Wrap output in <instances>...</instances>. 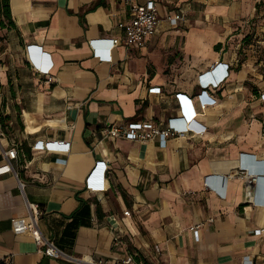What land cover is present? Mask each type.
Here are the masks:
<instances>
[{"label":"crops","instance_id":"0c3cea01","mask_svg":"<svg viewBox=\"0 0 264 264\" xmlns=\"http://www.w3.org/2000/svg\"><path fill=\"white\" fill-rule=\"evenodd\" d=\"M183 2L165 4L145 47L107 49L91 40L118 35L123 0H10L16 28H0V166L3 150L16 146L18 156L17 175L0 174V264H69L38 251L27 201L39 207L42 233L76 256L264 264V82L235 34L203 19L189 27ZM236 4L218 0L209 13L229 19ZM165 14L182 18L171 24ZM164 48L181 61L161 60ZM217 61L229 64L227 78L202 89L199 75ZM185 113L192 130L165 146L102 131L109 120ZM54 140L69 150L33 147ZM242 154L256 180L238 173Z\"/></svg>","mask_w":264,"mask_h":264},{"label":"built area","instance_id":"2783aa9c","mask_svg":"<svg viewBox=\"0 0 264 264\" xmlns=\"http://www.w3.org/2000/svg\"><path fill=\"white\" fill-rule=\"evenodd\" d=\"M125 5L129 7V16L117 23L118 35L113 38H99L91 40V45L95 48L112 49L114 46L123 42L126 48H143L146 46L148 39L157 33L159 24L163 18V9L167 2L171 0H123ZM171 24H176L181 15L175 16L164 15ZM229 64L224 62H214L208 71L199 75V84L202 89L218 86L228 76ZM221 74L216 79L214 73ZM152 92L160 94V87H153ZM264 99V93L260 95ZM185 116H172L166 121H155L152 118L138 119L130 121H107L104 124L103 132L107 137L112 139L124 137L133 141H152L157 140L161 146H165L171 136L184 137L192 130L193 118L190 114L185 113ZM69 142L65 140H54L47 142H37L33 147L46 148L59 152L69 150ZM66 148V149H65ZM6 158V163L0 166V174L13 171L17 172L11 165V160L17 158L18 148L12 146L7 150H3ZM247 159L246 154L240 157V166L238 173L242 174L248 180H256L258 176H253L246 172L244 161ZM100 170L107 168V162L98 161ZM247 166V165H246ZM207 181L209 179L207 178ZM24 182L19 181V187L23 189ZM257 202V201H255ZM29 209L28 229L38 246V251L51 258L59 259L69 264H134L133 254H127L124 258H104L93 256H76L64 249L60 248L52 239L45 236L39 227L40 210L37 204L27 201ZM124 215H129V210H124ZM199 225H196L194 234L196 239H199ZM258 233L261 229L256 230ZM115 235V239H117Z\"/></svg>","mask_w":264,"mask_h":264},{"label":"rangeland","instance_id":"374dc122","mask_svg":"<svg viewBox=\"0 0 264 264\" xmlns=\"http://www.w3.org/2000/svg\"><path fill=\"white\" fill-rule=\"evenodd\" d=\"M217 1L184 0L182 6L186 7L187 3L190 4L185 16L186 23L189 27L192 25L197 26L202 24L198 20L203 19L204 23L202 25H205L207 29H223V35L228 31L235 34L233 38L240 41L241 47H244L252 60L256 61L257 79L264 82V0H230L237 2V4L231 11H234L233 14L230 17L227 16L229 19L209 13V11L214 12L216 10ZM257 3L258 6L256 7ZM245 36L248 39L243 40ZM167 48H164L161 52V60L164 59L168 63L176 59L181 61L178 54L170 55ZM239 57H245L244 52H241Z\"/></svg>","mask_w":264,"mask_h":264},{"label":"trees","instance_id":"16d2710c","mask_svg":"<svg viewBox=\"0 0 264 264\" xmlns=\"http://www.w3.org/2000/svg\"><path fill=\"white\" fill-rule=\"evenodd\" d=\"M258 6V3L256 4V7ZM16 28L15 21L13 19L12 11H11V3L10 0H0V28ZM243 38V40H246L248 38ZM220 44L215 45L216 48H219ZM7 119H9L8 116H6ZM2 119V118H1ZM2 122V121H1ZM144 264H149L146 261Z\"/></svg>","mask_w":264,"mask_h":264}]
</instances>
